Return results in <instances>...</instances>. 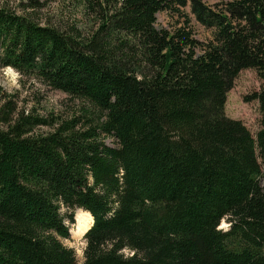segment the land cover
<instances>
[{
    "label": "trees",
    "instance_id": "obj_1",
    "mask_svg": "<svg viewBox=\"0 0 264 264\" xmlns=\"http://www.w3.org/2000/svg\"><path fill=\"white\" fill-rule=\"evenodd\" d=\"M78 1L84 24L62 28L0 6V71L86 106L48 121L0 105V264H78L62 242L78 210L81 264H264V0ZM246 68L263 79L255 137L224 114Z\"/></svg>",
    "mask_w": 264,
    "mask_h": 264
},
{
    "label": "rangeland",
    "instance_id": "obj_2",
    "mask_svg": "<svg viewBox=\"0 0 264 264\" xmlns=\"http://www.w3.org/2000/svg\"><path fill=\"white\" fill-rule=\"evenodd\" d=\"M205 5L212 7L219 0H201ZM7 6L16 13L31 17L40 24H48L56 27H67L71 24H84L85 19L78 0H37L35 7H28L29 0H0V6ZM189 20V27L193 37L204 43L210 40L212 34L198 23L189 9L183 11ZM182 18L166 11L157 13V25L171 29L181 24ZM263 85V79L254 68L241 70L234 78L232 87L226 94L224 104L225 116L241 121L250 133L255 137L260 129L261 114L258 101L253 95ZM11 101L17 111L24 115L39 117L48 121L52 119L63 120L75 113H80L85 108L81 102L69 98L65 93L46 87L37 79L30 76H22L12 68H5L0 71V105ZM49 125L35 127L33 134H45L52 131ZM106 142L113 145V139L107 138ZM258 153V150H257ZM262 170L264 168L262 167ZM77 212V211H76ZM74 214V221L75 215ZM229 223L223 219L219 228L226 230ZM76 228V221L70 231ZM62 242L74 249L78 264L83 261V248L85 242L82 236H73L70 232L69 239H62Z\"/></svg>",
    "mask_w": 264,
    "mask_h": 264
},
{
    "label": "bare ground",
    "instance_id": "obj_3",
    "mask_svg": "<svg viewBox=\"0 0 264 264\" xmlns=\"http://www.w3.org/2000/svg\"><path fill=\"white\" fill-rule=\"evenodd\" d=\"M75 221L76 228L71 231L73 236H82L93 224V218L90 213L83 210L76 212Z\"/></svg>",
    "mask_w": 264,
    "mask_h": 264
}]
</instances>
